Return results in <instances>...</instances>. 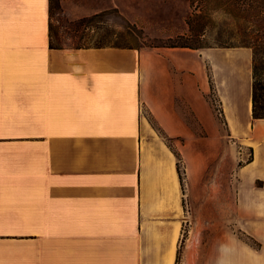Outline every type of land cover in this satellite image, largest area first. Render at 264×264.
Listing matches in <instances>:
<instances>
[{
  "label": "crops",
  "instance_id": "0c3cea01",
  "mask_svg": "<svg viewBox=\"0 0 264 264\" xmlns=\"http://www.w3.org/2000/svg\"><path fill=\"white\" fill-rule=\"evenodd\" d=\"M50 6L0 0V264H177L184 207L221 153L209 76L226 141H244L252 160L230 185L229 226L219 208L188 228L214 231L203 264H264L251 49L51 47ZM148 117L172 139L182 181ZM239 214L256 244L245 251ZM192 233L182 264L196 260Z\"/></svg>",
  "mask_w": 264,
  "mask_h": 264
},
{
  "label": "rangeland",
  "instance_id": "374dc122",
  "mask_svg": "<svg viewBox=\"0 0 264 264\" xmlns=\"http://www.w3.org/2000/svg\"><path fill=\"white\" fill-rule=\"evenodd\" d=\"M50 42L62 47H248L253 54L254 86L264 79V0H51ZM208 96L223 129L221 153L207 170L205 183L192 189L191 201L184 207L177 264H182L188 232L200 234L193 249L196 260L188 264H203L198 254L204 252L208 235L214 231H193L188 226L191 222L216 220L214 214L219 208L220 220L229 226V216L223 212L229 205L230 185L242 187V168L252 156L244 141H226L214 89ZM256 96L258 106H264V90L257 87ZM170 145L175 150L174 143ZM179 168L182 174L181 165ZM238 221L239 247L243 251L246 244L255 247L242 229L245 216L239 214Z\"/></svg>",
  "mask_w": 264,
  "mask_h": 264
},
{
  "label": "trees",
  "instance_id": "16d2710c",
  "mask_svg": "<svg viewBox=\"0 0 264 264\" xmlns=\"http://www.w3.org/2000/svg\"><path fill=\"white\" fill-rule=\"evenodd\" d=\"M50 46L51 47H62V46H59V45H53L51 42H50ZM165 47L193 48V47H191L190 45H187V44H176V45L165 46ZM193 49H196V48H193ZM209 82H210V89L213 90V83L211 81V77L210 76H209ZM257 87L260 90H264V79L262 80V82H258L257 84L254 83V86H253L252 117L254 119L264 118V106H258V104H257V96H256ZM207 99H209L208 95H207ZM148 119L151 122L153 128L157 131L158 135L164 139V141L167 144V146L172 150V152L174 153L175 157L177 158V169H178V172H179V177L181 178L182 174H181L180 168H179V165L181 163V157H180L179 153L176 150L172 149V147L170 145L172 143V139L169 138L164 133H162L159 130V128L155 125V123L152 121V119L150 117H148ZM251 160H252V157L248 159L247 163L250 162ZM181 181H182V178H181Z\"/></svg>",
  "mask_w": 264,
  "mask_h": 264
}]
</instances>
